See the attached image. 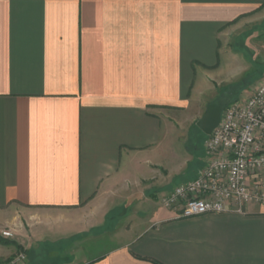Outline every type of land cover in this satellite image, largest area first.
Instances as JSON below:
<instances>
[{
	"label": "crops",
	"instance_id": "obj_1",
	"mask_svg": "<svg viewBox=\"0 0 264 264\" xmlns=\"http://www.w3.org/2000/svg\"><path fill=\"white\" fill-rule=\"evenodd\" d=\"M254 66L264 0H0V264H264L263 206L157 202L201 170L171 117Z\"/></svg>",
	"mask_w": 264,
	"mask_h": 264
},
{
	"label": "built area",
	"instance_id": "obj_2",
	"mask_svg": "<svg viewBox=\"0 0 264 264\" xmlns=\"http://www.w3.org/2000/svg\"><path fill=\"white\" fill-rule=\"evenodd\" d=\"M160 205L178 219L264 207V76L247 97L227 104L204 143L203 167L193 180L162 196ZM12 234L2 231L1 237ZM19 252L3 264H24Z\"/></svg>",
	"mask_w": 264,
	"mask_h": 264
},
{
	"label": "rangeland",
	"instance_id": "obj_3",
	"mask_svg": "<svg viewBox=\"0 0 264 264\" xmlns=\"http://www.w3.org/2000/svg\"><path fill=\"white\" fill-rule=\"evenodd\" d=\"M231 49L233 53L241 55L245 62L250 63L252 47L245 41V36L235 41ZM260 74V68L254 66L248 73L242 75L236 82L225 84L224 82L216 80L213 87L208 91H204L203 98L193 103L189 111L176 110L174 117H171L175 130L182 134V137L178 139V146L180 147L182 144L183 148H185V150L195 159L194 164H191L187 172L188 175L193 176L195 172L199 171L203 167V146L207 139V135H205L197 127L196 123L202 116L207 105L211 103H221L226 105L240 99L242 96V98L247 97L249 93L255 89L256 85H252L255 83L256 79L259 78ZM250 85L252 87L248 88ZM184 181L185 179L182 177L175 179L173 185H179ZM164 195L166 194H162L157 198V202L160 207L162 206L160 205L159 200Z\"/></svg>",
	"mask_w": 264,
	"mask_h": 264
},
{
	"label": "water",
	"instance_id": "obj_4",
	"mask_svg": "<svg viewBox=\"0 0 264 264\" xmlns=\"http://www.w3.org/2000/svg\"><path fill=\"white\" fill-rule=\"evenodd\" d=\"M224 104L211 103L207 105L200 119L197 121V127L207 136L219 125Z\"/></svg>",
	"mask_w": 264,
	"mask_h": 264
},
{
	"label": "trees",
	"instance_id": "obj_5",
	"mask_svg": "<svg viewBox=\"0 0 264 264\" xmlns=\"http://www.w3.org/2000/svg\"><path fill=\"white\" fill-rule=\"evenodd\" d=\"M226 105H227V104H226ZM226 105H224V107H225Z\"/></svg>",
	"mask_w": 264,
	"mask_h": 264
}]
</instances>
